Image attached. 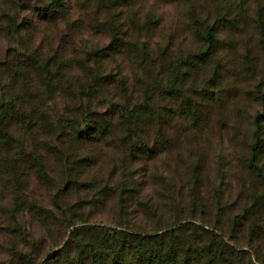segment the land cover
Here are the masks:
<instances>
[{"label":"trees","instance_id":"16d2710c","mask_svg":"<svg viewBox=\"0 0 264 264\" xmlns=\"http://www.w3.org/2000/svg\"><path fill=\"white\" fill-rule=\"evenodd\" d=\"M122 2L79 0L76 10L84 13H77V19L65 0L44 3L37 21L52 35L40 40L31 39L30 22L24 21L23 27L6 8L0 11L2 201L8 203L12 217L27 213L49 233L55 232V245L63 242L58 262L65 264H151L153 260L170 264L174 255L166 249L175 252V246L162 241L191 225L183 223L177 208L183 207L177 205L183 176L177 174L167 188L165 170H156L151 163L178 150L184 134L186 140L200 142L206 115L196 109L183 110V61L171 65L166 81L113 72L119 68L116 55L123 52V44L144 49L141 33L157 22L152 14L138 22L136 14H124ZM2 18L9 22L4 24ZM228 19V13H223L218 22ZM78 27H86L88 33ZM216 32L214 25H208L201 40L212 43L213 49L191 56L205 62L215 54ZM69 33L78 35L79 43L86 34L102 41L71 59L64 54L68 46L76 50L66 38ZM262 119L264 105L254 117L257 143L253 148L259 144ZM153 182L164 183L160 201L163 207L169 206L170 215L157 216L151 225L128 224L118 218L106 226L89 223L84 214L88 199L97 204L113 198L120 215L131 207L155 216L160 206L150 203L152 195L147 191ZM177 193L175 200L172 194ZM157 239L162 244L152 259L149 245ZM12 246L14 253L16 244ZM206 264L229 263L219 258Z\"/></svg>","mask_w":264,"mask_h":264},{"label":"rangeland","instance_id":"374dc122","mask_svg":"<svg viewBox=\"0 0 264 264\" xmlns=\"http://www.w3.org/2000/svg\"><path fill=\"white\" fill-rule=\"evenodd\" d=\"M65 1L74 19L79 12L84 13L76 10L79 0ZM48 2L51 0H19L14 4L12 0H0V11L6 8L23 27L24 21L30 22L31 39L40 40L52 35V30H44L37 21L39 7ZM122 5L124 14H136L140 23L147 14L157 22L141 33L144 49L123 44V52L116 55L119 68L113 72L139 75L144 81H166L171 65L183 61V110L196 109L206 115L200 142L186 140L184 134L178 147L183 155L175 150L151 163L152 168L165 170L167 188L177 174L183 176L177 203L183 207L177 208L183 223L192 226L162 241L175 246V252L166 249L174 255L170 264H206L219 258L229 264H260L264 261V119L260 122L259 144L254 148L257 138L253 134L254 117L264 105V0H123ZM223 13H228L229 19L218 22ZM2 19L4 24L9 22ZM208 25H214L217 31V52L202 62L191 55L213 49L212 43L201 40ZM90 36L86 34L79 43L78 35L69 33L66 38L76 50L66 47L65 56L76 59L80 52L102 41ZM13 37L16 40L17 35ZM3 40L0 35V42ZM186 124L183 118V128ZM252 150L256 152L253 156ZM154 182L147 191L152 195L150 203L160 206L155 216L131 207H125L120 215L113 198L97 204L88 199L84 214L89 223L106 226L118 218L128 224L151 225L157 216L170 215L169 206L163 207L160 201L164 183ZM1 193L0 264H65L58 262L63 242L55 245V232L49 233L27 213L12 217ZM177 194H172L175 200ZM162 242L157 239L149 245L152 259L157 257ZM12 244H16L14 253Z\"/></svg>","mask_w":264,"mask_h":264}]
</instances>
